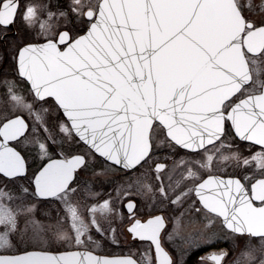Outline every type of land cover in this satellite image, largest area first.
<instances>
[{
    "label": "snow or ice",
    "instance_id": "obj_1",
    "mask_svg": "<svg viewBox=\"0 0 264 264\" xmlns=\"http://www.w3.org/2000/svg\"><path fill=\"white\" fill-rule=\"evenodd\" d=\"M0 27L27 85L2 81L0 264H186L228 237L231 264H264V0H0ZM164 150L200 157L183 183ZM186 213L200 227L181 235ZM117 221L138 258L90 250Z\"/></svg>",
    "mask_w": 264,
    "mask_h": 264
},
{
    "label": "flooded vegetation",
    "instance_id": "obj_2",
    "mask_svg": "<svg viewBox=\"0 0 264 264\" xmlns=\"http://www.w3.org/2000/svg\"><path fill=\"white\" fill-rule=\"evenodd\" d=\"M32 2L36 3V4H42V3H47L48 0H32ZM52 2L55 3L56 0H52ZM70 2H71V0H60V3L62 5H65V6L67 4H69ZM53 10H55V9H53ZM37 30H38V24H37ZM4 31H5V29L0 27V53H3L4 49L8 45V41H6V40H4L2 38ZM17 31H18V25L17 26H12L11 27V31L9 32V36L14 35ZM14 67H15V64L13 63V61L11 60L10 57H8L7 63H0V96H2L3 92H4V85H3L2 81L5 78L16 79L17 83L22 88L27 87V85L24 83V81L21 78H19L14 71H12V69ZM5 69H7L8 72H9V75L7 77H5V74H4L5 73ZM232 143L234 145H236V147L239 150H242L243 152H246L249 149V143L240 141L239 138H237L236 140L232 141ZM256 150L259 151L260 150L259 147H256V148L252 149V151H256ZM165 154L169 155L166 150L161 151L160 153H158V155L160 156V162L166 163L168 165V168L165 170L166 173H169L172 170L173 165H174V168H173L172 173H171V178H172V183H175V180H177V178L179 176L177 174L178 169L184 168V165H181L179 163L181 157H183L184 159L186 158L185 160H190V158H192L194 156H191L186 151H179L178 154H176L175 156H171L169 159H167V160H170V163H167V162H164L165 160L164 161L161 160L162 156H164ZM231 170L232 169L229 168V171H231ZM178 173H179V171H178ZM216 174L224 175L225 173L223 171H218ZM164 177H166V176H164ZM117 178L119 179V177H117ZM123 179H124V173H122L121 177H120L121 181ZM166 182H169L167 177H166ZM98 190H99L98 193L104 195L106 192L111 191L112 188L108 184H104V185L100 186ZM125 212H126V210H125ZM183 219H187V220L189 219V216H188L187 213H186V215L184 216ZM118 227H119V229L122 228V231L124 232V236H125L124 238H127L131 242L130 246H126V247H130V248L128 250L122 249L120 251H114L112 249L113 247H111L110 251L107 252V255H110V256H132L134 258H138L139 254L144 252L148 248V242L139 241L138 239L137 240H133L131 238V235L127 232V224H126V222L123 225L120 224ZM170 227H171V224H169V230H170ZM199 227H200L199 224L191 223V228H189L190 230L187 232V234L190 233V232H194V231L198 230ZM121 238L124 239L123 236H120V239ZM174 243L179 244V243H181V241L177 238V239H175ZM165 246L168 248L169 251H171V252L175 251L172 242H166ZM132 249L134 250V252H131ZM220 249H225V250H227L229 252V256L226 257V259H228L229 260V264H231V261L233 259H235L236 257H238L240 252L243 251V244L241 243L239 248H234L232 246V238L228 237V238L222 239L220 242H218L212 248H203L202 250L196 251L194 254L189 255L186 258V264H199V258L201 256H204L209 251H219Z\"/></svg>",
    "mask_w": 264,
    "mask_h": 264
},
{
    "label": "rangeland",
    "instance_id": "obj_3",
    "mask_svg": "<svg viewBox=\"0 0 264 264\" xmlns=\"http://www.w3.org/2000/svg\"><path fill=\"white\" fill-rule=\"evenodd\" d=\"M239 150V149H238ZM244 156H247V155H249V151L247 150L246 152H243L242 150H239ZM256 151H258V150H256ZM166 156V154L164 155V156H162V158H161V160H165L164 159V157ZM182 156V155H181ZM186 159V158H185ZM195 159H200V157H192V158H190V160H195ZM164 162H167V163H170V160H165ZM175 164V163H174ZM173 168H174V165H173ZM173 168H172V170H173ZM172 170L169 172V173H166V171L164 172V173H162L161 174V178L164 180V182H165V184H167L168 182H166V177L168 178V176L169 175H171V173H172ZM178 171H179V173H178ZM178 171H177V174L179 175L178 176V178H177V180H175V182H177V181H181V183H183V181L181 180V174H182V172L184 171V168H181V169H178ZM121 174L122 173H119L118 174V177H119V179H120V177H121ZM164 176H166V177H164ZM149 180H150V182H152V183H155L156 181H155V178H154V176H150L149 177ZM173 185H175V183H173ZM101 185H97L96 186V188H95V191H99L98 189H99V187H100ZM101 196H103V194H100ZM38 215H40L39 213H38ZM54 222V221H53ZM121 223L119 222V221H117V222H115L112 226L113 227H115L116 229H117V233H116V235H117V239L119 240V243L118 244H114V243H112V242H110V240H108L107 242L105 241V240H103V239H101V237L99 236V235H97V234H95V233H93V238L94 239H96V240H98V241H100V243H101V247L100 248H95V246H90V250H93L94 252H97V253H100V254H105V253H107V252H109L110 251V249H111V247H113L112 249L114 250V251H120V250H122V249H124V250H128L130 247H126V246H130V241L127 239V238H124L125 236H124V232L122 231V228L121 229H119V225H120ZM125 224V223H124ZM181 224H182V229H181V234L182 235H187V232L190 230L189 228H191V222H190V220L188 219H183L182 218V220H181ZM123 225V224H122ZM105 227H107V225L105 224ZM120 236H123V238L124 239H120ZM57 247H59V251H69V250H74V249H77V248H75V247H73V248H68V247H66V246H57ZM82 249V248H81ZM53 252H55L57 249L54 247V248H52L51 249ZM131 252H134V250L132 249V251Z\"/></svg>",
    "mask_w": 264,
    "mask_h": 264
},
{
    "label": "water",
    "instance_id": "obj_4",
    "mask_svg": "<svg viewBox=\"0 0 264 264\" xmlns=\"http://www.w3.org/2000/svg\"><path fill=\"white\" fill-rule=\"evenodd\" d=\"M75 250H84V249H75ZM75 250H69V251H75ZM94 254L96 255H100V256H107L109 258H116V257H125V256H108V255H103V254H98V253H95ZM134 258V257H133ZM135 259V258H134Z\"/></svg>",
    "mask_w": 264,
    "mask_h": 264
}]
</instances>
